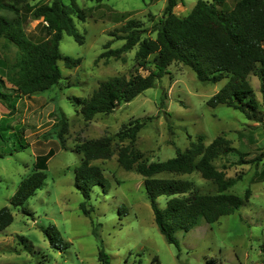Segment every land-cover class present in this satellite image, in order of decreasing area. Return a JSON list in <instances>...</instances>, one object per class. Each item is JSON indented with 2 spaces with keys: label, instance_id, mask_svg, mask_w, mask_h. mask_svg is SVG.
I'll use <instances>...</instances> for the list:
<instances>
[{
  "label": "rangeland",
  "instance_id": "rangeland-1",
  "mask_svg": "<svg viewBox=\"0 0 264 264\" xmlns=\"http://www.w3.org/2000/svg\"><path fill=\"white\" fill-rule=\"evenodd\" d=\"M52 0H28L30 5ZM168 0H76L86 13V20H76V28L84 37L80 45L64 35L60 52L63 57L81 59L75 68H67L59 61L63 79L50 90L23 98L17 112L0 103V118L10 124L27 148L15 152L14 145L5 146L6 155L0 157V210L8 207L13 223L0 233V264H103L100 250L108 255L109 264H264V181H260L264 158L258 166L239 164L264 155V121L249 119L234 108L208 106V101L226 84H204L195 73L180 63H173L155 88L145 91L131 103L123 104L111 114H99L85 121L74 98L89 99L103 82L116 77L130 78L140 74L148 76L155 68L154 56L145 67H138V47L124 55L125 61L99 59L110 43L119 48L123 41L111 35L128 21L141 23L146 31L143 37L156 38L154 25L164 16ZM198 0H184L174 13L184 18L190 14ZM214 2V0H205ZM219 8L231 11L240 0H215ZM21 8L25 2L5 0ZM70 3V0L66 1ZM0 19L18 24L25 37L33 43L48 38L42 19H30L20 24L15 10L0 9ZM122 35V33H117ZM19 50L6 38L0 37V78L11 88L9 77L17 72ZM255 98L261 111L264 108L261 84L250 76ZM164 97L165 106L161 99ZM62 113L68 120V129L61 144L58 133ZM170 114V117H169ZM152 117L139 134L136 150L149 163L165 162L176 157V151H186L198 136L210 145L223 137L235 152L214 161L215 167L227 179H239L227 191L245 200L235 214L209 225L202 222L189 232L176 234L178 246L169 244L159 231L147 197L145 178L136 172L125 171L118 163L117 153L128 141L121 142L116 135L137 119ZM172 123V130L169 123ZM105 137L113 139L114 156L109 160H96L92 165L103 170L108 180L106 191L96 187L88 208L90 216L81 209L84 198L75 188V169L83 160L77 147L89 140ZM1 148H3L1 144ZM54 151L48 162L45 185L22 208L10 204L22 180L33 173L39 156ZM156 178H173L190 181L202 194H217V186L203 179L200 173H163ZM169 199L161 197V208ZM54 225L67 243V248H54L41 231V227ZM98 229L99 237L94 233Z\"/></svg>",
  "mask_w": 264,
  "mask_h": 264
},
{
  "label": "trees",
  "instance_id": "trees-1",
  "mask_svg": "<svg viewBox=\"0 0 264 264\" xmlns=\"http://www.w3.org/2000/svg\"><path fill=\"white\" fill-rule=\"evenodd\" d=\"M25 2L21 8L14 7L0 0V9L15 10L20 24H28L30 19H42L46 24L48 38L40 43L28 40L18 24L0 19V37L6 38L18 50L17 72L9 77L11 88L0 78V103L10 115L17 112L18 103L25 97L43 93L59 84L63 79L59 61L64 60L67 68H75L81 59L63 57L60 44L64 35L70 36L80 45L84 37L76 28V20L85 21L86 13L76 0H52L50 3L38 2L30 5L28 0H12ZM35 1V0H31ZM103 0H97L101 3ZM184 0H168L164 16L154 25L156 38L143 37L146 31L141 23L128 21L117 32L112 33L116 41H123L119 48L112 49L110 43L105 46L99 59L123 60L124 55L138 47L136 62L138 67H145L148 59L154 56V70L148 76L136 74L127 77H116L103 82L89 99L74 98L85 121L89 122L99 114H111L123 104L131 103L145 91L155 88L173 63H180L191 68L197 79L204 84H218L226 80V84L209 101L208 106L216 108L225 105L239 110L247 118L264 121V108L261 111L255 98L254 89L249 77L259 79L264 104V0H240L231 11H224L214 2L198 0L190 14L184 18L174 13V8L183 4ZM122 33L118 35L117 33ZM0 64L6 66L2 60ZM161 104L165 106L164 97ZM170 117V114H169ZM153 120L152 117L137 119L125 126L116 138L128 141L127 146L118 150L119 165L128 172H136L144 177L147 197L155 216V223L169 244L178 246L176 234L189 232L202 222L212 225L221 218L239 211L245 200L227 191L237 184L239 179H227L219 171L214 161L221 156L235 152L229 141L217 137L210 145H205L204 137L198 136L182 152L176 151V157L165 162L149 163L143 154L136 150L138 134ZM172 123L169 129L172 130ZM68 129V120L62 113L61 129L58 137L62 145ZM113 139L105 137L89 140L77 147L83 160L75 169V188L81 193L84 202L81 209L85 216H90L93 207L88 208L92 192L96 187L108 188V180L103 170L92 165L96 160H109L114 156ZM1 144L3 148H1ZM13 144L15 152L27 148V144L19 138L13 127L0 118V157L6 155L5 146ZM55 155L50 151L39 156L33 173L22 180L10 204L13 208H22L25 215L31 213L25 209L26 203L45 185L49 160ZM264 155L246 160L240 157L239 164L262 162ZM198 172L203 179L212 181L217 186V194H202L187 180L173 178H156L163 173L192 174ZM260 181H264V169ZM169 200L161 208L158 199ZM14 217L8 207L0 210V233L13 223ZM41 231L54 248H67L56 226L41 227ZM94 233L99 237L98 229ZM100 260L109 264L108 255L100 250Z\"/></svg>",
  "mask_w": 264,
  "mask_h": 264
}]
</instances>
